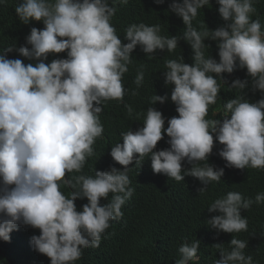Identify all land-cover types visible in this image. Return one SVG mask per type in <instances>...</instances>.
Returning <instances> with one entry per match:
<instances>
[{
    "label": "clouds",
    "instance_id": "clouds-1",
    "mask_svg": "<svg viewBox=\"0 0 264 264\" xmlns=\"http://www.w3.org/2000/svg\"><path fill=\"white\" fill-rule=\"evenodd\" d=\"M164 2L155 0L158 5ZM209 3L172 0L168 10L182 19V35L163 36L160 24H132L125 30L127 43L111 24L117 9L109 0H22L15 7L22 24L37 21L44 28L32 27L23 45L0 53V240L8 242L11 232L30 226L40 230L30 238L31 245L50 258V264H74L84 249L99 247L111 221L123 217L122 206L134 191L129 187V166L133 162L141 166L145 157L151 159L155 174L177 182L191 176L189 183L199 194L224 176V168L209 163L216 141L223 145L218 154L225 167L264 169V29L259 18H251L255 0H216L227 23L197 31L192 21ZM181 39L191 46L193 63H185L183 56L166 60L162 72L164 84L174 85L170 98L178 116L164 117L154 105L169 97L154 94L143 126L139 128L131 116V125L120 134L123 142L111 147L110 155L122 169L111 166L95 170L94 177H68L82 173L87 159L95 155L93 145L104 132L102 104L108 100L124 104L127 92L122 78L134 50L139 46L146 55L171 53ZM205 40L216 42L218 61L205 55L210 49ZM13 51L33 62L8 58ZM65 52L66 58L46 62L50 54ZM237 68L246 69L250 80H232L228 87L241 94L223 105L220 118L207 119L209 107L220 97L218 80L227 85L222 74ZM143 81L140 70L134 81L137 88ZM249 87L260 93L256 102L247 99ZM171 108L166 106L163 112ZM161 140L169 147L156 150ZM202 161L206 163L200 166ZM62 184L72 189L69 195L60 190ZM85 198L87 203L78 210L75 202ZM253 203H264V192L254 201L228 192L207 208L219 214L206 223L217 232L247 231L241 211ZM247 245L234 237L230 250L222 243L212 245L220 254L214 264H255L252 256L244 254ZM199 247L196 239L183 243L176 264H199Z\"/></svg>",
    "mask_w": 264,
    "mask_h": 264
},
{
    "label": "trees",
    "instance_id": "trees-1",
    "mask_svg": "<svg viewBox=\"0 0 264 264\" xmlns=\"http://www.w3.org/2000/svg\"><path fill=\"white\" fill-rule=\"evenodd\" d=\"M20 2L22 0H7L5 4H0V53L9 46L23 45L32 27L44 28L42 22L32 21L28 25L20 22L15 13V7ZM171 2L172 0H165L163 4L158 5L155 0H128L127 4H121L120 0H109V4L117 9L111 24L122 43L128 42L124 40L127 27L139 23L149 26L160 24V34L163 36L182 35L185 26L181 18L168 10ZM253 6L256 12L251 18L253 20L259 18L264 29V0H255ZM218 7L216 0H210L192 21L193 27L197 31H203L207 27L215 30L224 26L227 22L220 17ZM205 43L210 45V49H205V55H211L218 61L216 42L205 40ZM131 55L132 63L128 65V72L122 78L127 92L124 104L118 106L116 100H108L102 104L100 121L104 132L93 145L95 155L87 159L82 173H71L68 177L79 174L94 177L95 170L106 171L111 166L122 169L121 165L113 161L110 155L111 147L123 142L120 134L131 125V116L136 118L139 128L143 126L146 109L151 106L150 99L154 94L161 96L167 94L169 97L165 103L157 102L154 105L164 117L178 116L176 105L170 98L174 85L164 84L162 72L166 71V60L179 59L181 56L184 57L185 63L191 65L193 63L191 46L181 39L178 47L171 53L165 50L146 55L138 46ZM7 56L10 59H21L25 64L33 62L15 51L8 53ZM57 58H66V52L50 54L46 62L50 63ZM140 70L144 72V81L142 86L137 88L134 81ZM222 76L227 79L228 84L218 80L221 83L220 97L216 104L209 107L207 119L220 118L219 110L223 105L241 94L238 90L228 87L232 80L236 78L250 80L246 69L237 68L233 73H223ZM133 91H137L138 94L132 95ZM246 93L250 102H256L261 98L259 91H253L251 87L246 89ZM166 106L172 108L164 113L163 109ZM129 108L132 110L131 114ZM170 111L172 114H169ZM162 140L158 142L156 150L169 147L165 141L162 143ZM222 148L223 145L216 141L209 163L224 168V176L221 181L208 187L203 194L193 191L189 183L191 176L177 182L163 174H155L149 157L144 158L141 166L133 162L129 166L131 168L128 175L131 180L129 187L134 191L122 206L123 217L111 221L110 227L102 234L99 247L84 249L82 257L74 264H176V260L180 258L179 247L195 239L200 241L197 253L199 264H214V261L220 258V254L212 245L222 243L230 250L229 243L233 237L248 242L244 249L245 256H252L255 264H264V203H253L248 210L241 211V215L247 218V231L232 234L217 232L206 223V220L219 214L209 213L207 208L228 192H239L242 197L253 201L258 193L264 192V172H261L264 169L227 168L226 161L218 154ZM204 163L206 161L200 162V166ZM184 167L190 168L191 165L185 164ZM60 190L66 196L72 191L63 184ZM111 198L112 194H109L108 201ZM75 203L80 210L82 205L87 203V199H78ZM39 234V229L20 226L18 230L10 233V241L0 240V264H50V258L38 253L30 243V238Z\"/></svg>",
    "mask_w": 264,
    "mask_h": 264
}]
</instances>
